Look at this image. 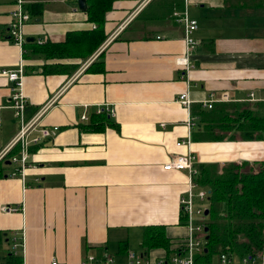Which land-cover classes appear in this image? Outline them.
I'll use <instances>...</instances> for the list:
<instances>
[{"label": "crops", "instance_id": "0c3cea01", "mask_svg": "<svg viewBox=\"0 0 264 264\" xmlns=\"http://www.w3.org/2000/svg\"><path fill=\"white\" fill-rule=\"evenodd\" d=\"M232 1L114 0L93 52L51 58L39 45L96 28L86 12L68 0H31L38 11L27 9L22 55L8 38L15 0H0V69L23 65L25 120L52 100L39 125L59 127L31 151L24 179L10 175L13 163L0 177V260L11 252L23 264H79L89 252L119 254L120 245L141 251L143 231L153 226L164 228L175 250L187 235L180 197L188 180L186 171L162 168L170 157L189 152L196 166L220 168L264 161L261 140L204 137V120L217 105L264 101V36L248 33L247 8ZM184 9L198 23L187 66L178 63ZM11 84L0 73V151L20 126L9 107ZM185 91L189 108L177 102ZM209 97L212 108L201 103ZM107 108L111 123L84 128L81 115ZM5 205L19 210L4 212ZM14 232L24 234L22 250L12 247Z\"/></svg>", "mask_w": 264, "mask_h": 264}, {"label": "trees", "instance_id": "16d2710c", "mask_svg": "<svg viewBox=\"0 0 264 264\" xmlns=\"http://www.w3.org/2000/svg\"><path fill=\"white\" fill-rule=\"evenodd\" d=\"M229 1L231 5L233 1ZM86 2L87 19L95 23L96 28L84 32H70L60 43L39 45L49 57L63 58L80 53L88 54L102 42L105 14L112 9L114 0ZM241 3L240 0L236 2L237 5ZM26 9L31 14L38 11L33 3L26 5ZM110 116L104 111L95 113L89 117L87 126H83L86 130L98 129L111 123ZM204 123L206 140H261L264 143V101L255 104H219L206 117ZM37 146H32L30 152ZM18 151L19 146L16 145L9 156ZM6 167L5 160L0 161V177L5 175ZM196 167L198 174L195 180L210 193L204 221L208 229L205 234L207 239L204 240V248L195 261L198 264H208L223 252L238 257L259 254L264 248V161L257 165L242 162L226 164L221 168L217 165ZM180 217L182 224H185L184 213H181ZM140 247L145 252L154 249H163L166 253L173 251L164 228L160 226L144 229ZM126 251L125 245H120L118 253L123 254ZM21 263L22 257L11 252L3 255L0 260V264Z\"/></svg>", "mask_w": 264, "mask_h": 264}, {"label": "built area", "instance_id": "2783aa9c", "mask_svg": "<svg viewBox=\"0 0 264 264\" xmlns=\"http://www.w3.org/2000/svg\"><path fill=\"white\" fill-rule=\"evenodd\" d=\"M74 3L73 10H79L77 0H68ZM190 0H184L185 5ZM204 0H195L197 4ZM27 0H15V9L12 12V19L8 25V38L12 43L22 48L26 43V38L23 35L24 25L30 21L31 15L26 9ZM178 21L184 26V40H185V55L178 59L181 65L187 64V55L191 53L197 41L192 36L193 32L197 29L198 23L195 19L191 18L186 9L179 15ZM41 43V40H38ZM187 66V65H186ZM0 73L12 82L10 91V104L9 107L13 110L14 115L18 118L20 126L15 136L10 142L0 151V161H9L16 165L15 169L10 175H19L24 179V171L30 164V147L31 145H38L43 140L52 139L59 131L58 126L47 127L39 125V119L43 113L51 105L52 100L40 107L35 115L30 120H25L26 97L22 91L24 68L19 65L17 69H0ZM252 97V94H251ZM182 106L189 108L191 100L188 97L187 91L180 94L177 98ZM214 99L209 97L201 103L207 108H212ZM101 111L108 112L112 115V109L97 110L96 113ZM81 121H88L87 115H81ZM1 125V120H0ZM191 125V120H190ZM35 134H31L33 130ZM184 143V141L177 142V145ZM19 146V151L9 156L10 151L16 146ZM164 170L186 171L188 185L184 194L180 197V210L186 217L185 227L187 235L184 241L171 253H165L160 257H155L151 253L145 251H126L123 254H113L108 250H100L99 252L87 253L79 264H198L195 261L196 256L202 252L204 248V221L205 210L207 205L203 203L208 201L209 190L206 187L200 186L195 177L198 174L196 167V157L191 153L173 154L170 159L162 167ZM19 210L17 206L5 205L2 207L4 212H14ZM12 247L22 250L24 248V234L14 232L11 238ZM23 264V257L22 263ZM50 264H61L57 259L53 258ZM208 264H264V248L255 256L238 257L235 254L223 252L219 254L217 259Z\"/></svg>", "mask_w": 264, "mask_h": 264}, {"label": "rangeland", "instance_id": "374dc122", "mask_svg": "<svg viewBox=\"0 0 264 264\" xmlns=\"http://www.w3.org/2000/svg\"><path fill=\"white\" fill-rule=\"evenodd\" d=\"M237 1L239 2V0ZM27 2L28 4H30L29 2H31V0H27ZM240 2L242 3L238 5L239 8H243V7L247 8L246 26H247L248 31H250L248 33H252L255 35L259 34V35L264 36V12H263L264 11V7H263L264 0H240ZM203 204L208 205L207 202ZM204 239H205V236H204ZM133 246L135 249H138L137 244H133ZM214 259L216 260L217 257L215 256Z\"/></svg>", "mask_w": 264, "mask_h": 264}, {"label": "water", "instance_id": "95a60500", "mask_svg": "<svg viewBox=\"0 0 264 264\" xmlns=\"http://www.w3.org/2000/svg\"><path fill=\"white\" fill-rule=\"evenodd\" d=\"M77 6H78V8H79V10H81V11H85L86 10V8H87V2H86V0H77ZM28 39H26V41H27ZM7 164H9V162L8 161H5ZM210 192V191H209ZM208 199H209V197H208ZM205 214H207V209L205 210ZM207 231H208V229L205 227L204 228V232L205 233H207ZM207 239V237L205 236V240Z\"/></svg>", "mask_w": 264, "mask_h": 264}]
</instances>
